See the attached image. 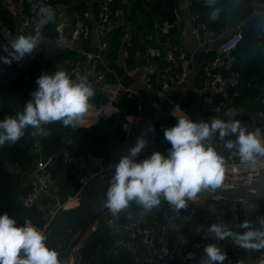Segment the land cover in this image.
Listing matches in <instances>:
<instances>
[{
	"label": "clouds",
	"instance_id": "clouds-1",
	"mask_svg": "<svg viewBox=\"0 0 264 264\" xmlns=\"http://www.w3.org/2000/svg\"><path fill=\"white\" fill-rule=\"evenodd\" d=\"M212 3L214 0H208L209 5ZM55 15L50 6L41 7L34 32L14 38L10 48H4L8 55L0 60L10 65L13 60L21 61L26 55H32L43 42L41 29L54 23ZM216 15L213 12L209 19L214 20ZM36 84L23 110L0 120V146L18 142L29 128L32 136L46 137L50 132L45 126L54 122L73 129L86 124L91 100L96 94L86 77L73 80L60 69L42 74ZM226 115L231 116L232 112ZM176 119L174 127L164 129V137L171 145L167 155L156 151L138 161L147 144L141 136L114 166L106 199L102 201L113 216H118L133 202L142 214H147L162 200L179 212L187 209L189 201H195L199 194H215L224 184L226 162L213 145L214 140L222 143L226 151L234 152L241 165L255 169L264 161V134L260 129L249 131L239 120L217 116L210 121H194L187 116ZM256 207L249 201L245 214L249 215ZM240 229L233 231L227 224L215 222L208 227L207 234L217 241L229 240L245 251L264 250V215L255 222L241 223ZM46 239L36 225L25 222L18 226L16 219L7 213L0 215V264H62L59 253L46 244ZM226 260L227 253L213 243L204 247L199 264H224Z\"/></svg>",
	"mask_w": 264,
	"mask_h": 264
},
{
	"label": "trees",
	"instance_id": "trees-1",
	"mask_svg": "<svg viewBox=\"0 0 264 264\" xmlns=\"http://www.w3.org/2000/svg\"><path fill=\"white\" fill-rule=\"evenodd\" d=\"M52 3H63L67 6L68 13L71 15L79 14L83 16L89 10L88 3L82 4V0H51ZM264 3V0H214L211 5L208 0H194L191 10L212 26L215 32H221L225 29L238 28L243 21L252 16L250 22L246 23L243 30L244 40L239 48L234 52L237 63L233 65L232 71L239 74L238 84L229 86L228 96L232 99L234 107H240L245 104L247 99H251L261 94L264 95V36L261 35V29L264 23L263 14H257L264 11V7L256 8L253 2ZM99 2L93 4L94 14L98 13ZM120 0H115L113 7H120ZM173 0H145V4L137 3L132 6L129 14L128 24H134L136 31L130 40L129 52L132 59L139 47L146 45H155L154 35L158 32L155 22L151 19L154 10L164 19L172 21L174 18ZM130 10V9H129ZM216 12L214 20L209 19V15ZM209 14V15H208ZM140 16L144 21H139ZM15 17L8 11L4 0H0V47L2 42L8 38L5 36L2 28L7 27L10 32L15 30ZM75 21V20H74ZM56 21L47 25L46 31L51 36L57 35L55 31ZM142 29V31H140ZM117 31L115 39L119 36ZM141 34V35H140ZM152 35V39H145ZM159 41L165 42V37L159 35ZM120 43V39L117 41ZM0 53H3L0 48ZM215 57V53L202 52L199 54V61L202 68L208 65L209 61ZM130 59V61H132ZM129 64H131L129 62ZM14 64H5L0 60V120L6 116H15L17 112L22 111L27 101L31 99V94L36 90V79L27 80L24 76L16 73ZM166 67V66H165ZM203 69V70H204ZM6 70H10L6 72ZM228 71L224 73L227 74ZM203 71L200 76L203 75ZM111 75V74H110ZM107 78L115 83V79L109 76ZM108 82V81H107ZM95 96L91 103L96 106L101 105L107 100V93L95 90ZM235 93H238L235 96ZM194 98H189L191 103ZM223 94L214 96V104L225 101ZM185 106V104H182ZM135 104L125 93L119 95L120 113L110 120L103 121L100 124L89 128L65 127L62 122H54L46 125L50 132L48 136H32L31 128L26 130L25 136L11 146H0V215L7 213L10 217L16 219L18 226L25 222H30L38 228H43L46 223L45 210L40 209L39 205L25 207L23 199L30 193L32 186L28 173L33 169L37 159V154L32 149L33 143L38 141L42 147L45 157L54 156L53 177L58 180L61 175H65V181L59 180V195L63 202L73 196L79 189L76 175L73 173V166L64 163L65 155L72 157L93 152L101 155L111 152L114 141H120V132L126 116L135 112ZM264 110V108H263ZM242 124L249 131L262 126L254 115H241L239 118ZM194 121L195 118L193 116ZM177 119L171 114H159L158 118L152 124V138L160 146L164 137V129L174 127ZM218 141V140H216ZM222 144V143H220ZM65 182V183H62ZM42 202L48 204L50 198L44 197ZM189 204H191L189 202ZM221 204V203H218ZM259 215H264V200L254 202ZM141 209L133 202L128 209L122 211L118 216L110 215L111 223H126L128 221V212L136 214ZM108 232V231H107ZM104 230H98L95 235L83 245L78 256L80 264H115L119 258L109 252L114 241L117 239L115 234L109 236ZM230 253V252H229ZM230 255V254H228ZM232 255V254H231Z\"/></svg>",
	"mask_w": 264,
	"mask_h": 264
},
{
	"label": "crops",
	"instance_id": "crops-1",
	"mask_svg": "<svg viewBox=\"0 0 264 264\" xmlns=\"http://www.w3.org/2000/svg\"><path fill=\"white\" fill-rule=\"evenodd\" d=\"M98 1L99 0H82V4H85V2L88 3L89 10L87 12L91 13V19L89 20L91 32L86 40L80 42V44L76 45L75 49L71 51H62L58 49L54 42L56 35L51 37L46 31L47 26L41 29L43 42L41 43L40 47L35 50L37 53V69L33 63L27 72L28 78L37 80V76L40 74H52L60 69H63L67 72L75 61L81 60L86 67H90L92 69L96 68L97 72H103L105 75H107L109 72V76L115 79V83H118L119 81L114 72L108 70L107 68L108 64H115L117 66L123 67L126 75L131 78L132 81L128 87L140 94L143 104V116L144 118L150 119L152 124L155 119L158 118L159 114L161 115L163 113L171 114L174 118L187 116L188 118L193 119L194 116L196 121H210L213 116H217L224 120H239L238 118L241 115H254L262 124L261 127L256 129H260L261 133L264 134V95L261 94L258 97V102L255 105L253 104L252 107H249L248 104L250 99L245 101L247 104H243L237 108L234 107V102L228 96V93L224 95L226 98L225 101H221L215 105L213 98L217 94L207 89L206 79L203 75L200 76V73L202 71L204 72L205 69L202 68V63L198 59L199 54L202 52L216 53L220 38L236 29L241 30V26H244L245 28L246 23L251 21L252 16L244 20L240 27L225 29L218 33L215 32V36H211L209 33L203 32V37L205 40L213 39V41L206 45L204 49L198 51L197 41L192 34L191 25V14L194 13L191 10V7L194 0H173L175 2L174 10L177 9L181 14V26L179 28L172 29L167 35L161 34L160 26L168 20L164 19L160 14H158L157 10H154L153 14H151V19L155 22V27L158 30V32L154 35L155 45H146L145 47L140 46L139 50L131 59L128 48L131 45L130 40L133 33L136 31V26L134 24H128L127 27H121L119 25V21H115L109 32L106 34L97 33L95 31V24L93 23L94 18L92 16L96 12H93L94 10L92 7L93 4ZM139 2L145 4V0H120V5L126 9L127 21L129 20V14L131 13L132 6H135ZM56 5L59 7V9L57 12H55V21L65 23L69 31L75 22L74 20H76V18L80 15H70L68 13L67 6L63 3H57ZM261 12L262 13H259V15L263 14L264 16V11ZM144 19V17L140 16L139 21H144ZM38 20L39 19H35L28 25L22 27H20L19 21L15 20L16 26L13 32H10V30L5 27H3L2 30L5 36L8 38L7 40L12 41L19 35L33 33L35 24L38 22ZM117 31H120V33L115 39ZM140 31H142V29H140ZM241 31L243 32V30ZM160 34L165 37V42L159 41ZM261 35L264 36V33L261 32ZM152 38L153 36L149 35L146 36L145 39ZM119 39L121 44L117 43ZM172 45H180L181 48L189 55V59L191 61L190 73L185 83L178 86H173L170 88V90L162 94L160 92V73L166 66L165 55L167 50ZM81 51H91L97 58L92 61H88ZM3 56L7 55L0 53V57ZM231 58L233 60V64L231 68L226 70L228 72L225 75L231 82H236L233 85L235 86L238 84L239 74L232 71L233 65L237 63L234 53ZM130 59L132 61H130ZM129 62L131 64H129ZM11 64H14V62ZM9 71L10 70H6V72ZM107 81L109 90H112V87L115 83H111L112 81H110L108 78ZM104 93L108 92L105 91ZM189 98H194V100L190 103ZM131 100L136 106L137 98L134 96L131 97ZM155 100H157V107L154 105ZM182 104H185V106ZM217 109L218 111H216ZM228 112H232V115H226ZM120 138V141H114V144L111 147V152L103 153L101 156H104L107 160H110L116 158L120 154H123L124 149L122 148L123 139L121 134ZM136 139L137 138H135L133 141V146L137 141ZM164 143L165 141H163L162 145L158 146L154 141L153 146L155 147L156 151H164ZM213 145L220 153H228L229 160H238L236 154L231 151H226L220 142L214 140ZM126 147H128L126 150L128 151L130 145ZM190 203L191 204H189L187 209L180 210L181 217L172 222L164 213L165 211L170 210V205L163 200L158 207L152 209L147 214H142L141 210L136 214L128 212V221L126 223H111L109 221V217L112 214L107 209L106 211H108V213H106V211L103 212L94 219L97 220L96 223L92 222L84 229L79 240L73 246V248H75V246L80 243H82V246L80 247L82 248L83 245L86 244L98 230H104L106 232L108 231L107 233L109 236H113L115 234L117 237L109 252L113 253L117 258H119L117 262L120 264H158L156 261L150 263H146L144 261V250L142 247L136 250H126L123 248L122 242L129 236V226L131 222L136 220L141 225H155L157 230L166 226V239L171 247H178L183 244H192L194 241L198 240L202 234L207 233L208 227H210V225L214 222L212 218L213 215L208 209L207 202ZM219 205L224 211L225 220L233 231H241V223L245 221L255 222L257 217L261 216L259 215L257 208L249 215H246L245 207L247 204L224 202ZM88 228H90V230H88ZM240 249L241 256L239 258L234 257L230 251L226 252L227 260L224 262V264H262V262H264V260L259 258L260 251H245L242 248ZM75 264H80L78 263V257L75 261ZM174 264H199V260L183 262L177 261Z\"/></svg>",
	"mask_w": 264,
	"mask_h": 264
},
{
	"label": "built area",
	"instance_id": "built-area-1",
	"mask_svg": "<svg viewBox=\"0 0 264 264\" xmlns=\"http://www.w3.org/2000/svg\"><path fill=\"white\" fill-rule=\"evenodd\" d=\"M4 4L8 11L18 18L23 26L28 25L31 21L39 19V10L43 6H50L54 12H57L59 7L52 3L51 0H4ZM114 0H100L99 10L97 14L92 15L94 18L95 31L99 34H106L110 31L113 23L119 21L121 27H127V12L125 7H113ZM254 6L256 8L264 7V3L255 1ZM262 13L259 11L257 14ZM91 19V13L85 12L83 16H78L73 23L72 27L68 31L67 25L63 22H56L55 31L57 33L54 39L55 45L62 51H71L75 49L76 45L86 40L91 32V26L89 20ZM181 14L175 9L174 19L172 21H166L160 26L161 34L167 35L174 28L181 26ZM192 34L197 41V50L200 51L206 47L212 40H205L204 33H209L211 36H215V31L212 26L205 21L201 15L197 13L191 14ZM264 33V23L261 29ZM244 40V36L241 30L236 29L225 36L221 37L216 49L215 57L209 61L205 71L203 73L206 79L207 89L215 94L226 95L228 93L229 86H233L236 82H231L225 75V71L231 68L233 60L231 56L239 48ZM10 40H5L1 44V50L3 54L8 55L4 51L5 47L10 48ZM88 61H92L97 57L93 52L81 51ZM166 67L160 73V92L163 94L170 90L173 86H178L185 83L189 77L191 61L189 55L180 45H172L166 52ZM37 59V53L30 56L26 55L21 61H15L16 73L19 76H24L27 80V72L32 66L34 60ZM73 80H78L81 77H86L92 84L95 90L102 92H108L106 102L99 106L92 103V108L86 116V124L82 127H91L102 123L103 121L110 120L114 116L120 113L119 109V95L121 93L127 94L129 97H136L135 112L126 116V119L121 128V137L123 139L122 148L124 153L118 155L116 158L107 160L104 156L95 154L93 152H87L75 157L65 155L64 163L71 164L73 166V173L76 175V179L79 185V189L73 196H69L65 202H59L56 209L48 210L46 217V223L43 228H39L42 232L46 230L47 223L55 216L56 211L66 202L72 201L77 198L82 188L95 176L103 173L114 172V166L119 162V159L128 154L126 151L128 145L133 146L135 138L144 136L147 140L146 147L137 157L138 161H142L145 158L150 157L151 154L156 152L153 146L154 140L152 138V131L149 129L152 126L150 119L143 116V104L140 94L136 91L128 88H123L121 84L115 83L112 90H109L107 84V78L105 73L97 72L96 68L92 69L86 67L81 60H77L67 71ZM37 76V79L41 76ZM121 92V93H120ZM238 93H235L237 96ZM157 107V100L154 102ZM144 122L143 128L139 133L138 129L140 124ZM136 139V140H137ZM164 151H159L164 155H167L168 149L171 147L168 141H165ZM32 149L37 154L36 162L33 169L28 173L30 179V185L32 189L30 193L23 199L25 207H31L33 205H39L40 209H46L45 204L42 202L44 197H48L56 202L58 200L57 193L58 188L55 187L53 177V165L54 156L45 157L42 151V147L38 141L33 143ZM264 171V161L255 168H249L239 163V160L230 159V163H226L225 179H232L235 176H255ZM208 209L213 215V222H223L229 224L225 220L224 211L220 205L216 202H207ZM214 209L215 211H213ZM167 218L172 222L181 217L180 211H175L170 207L169 211L164 212ZM129 236L122 242V246L126 250H136L140 247L143 248V258L146 263L156 261L158 264H174L177 261H197L203 256V249L208 244H217L225 252L230 251L234 257L239 258L241 256V249L233 245L229 240L217 241L215 238H209L207 233L194 241L192 244H183L178 247H171L167 242V228H156L155 225H141L138 221L133 220L129 226ZM231 229V228H230ZM82 246V243L78 244L69 252L68 264L72 261V256ZM259 258L264 260V250L259 252ZM115 264H120L116 262Z\"/></svg>",
	"mask_w": 264,
	"mask_h": 264
},
{
	"label": "water",
	"instance_id": "water-1",
	"mask_svg": "<svg viewBox=\"0 0 264 264\" xmlns=\"http://www.w3.org/2000/svg\"><path fill=\"white\" fill-rule=\"evenodd\" d=\"M244 30V26L240 27ZM37 69V59L34 60ZM108 70L114 72L123 88L131 83L123 67L115 64H108ZM121 93V92H120ZM144 122L140 124L139 133ZM224 155L225 162L230 163L228 153ZM112 173H103L93 177L79 192L76 199L66 202L55 213V216L47 223L43 232L47 239L46 244L59 253L62 264H68L69 252L79 240L84 229L90 225L96 217L107 210L102 201L106 199V192L109 186ZM257 189L256 194L255 190ZM264 200V171L255 176H235L232 179H225L221 189L215 194L201 193L195 202H216V203H239L248 204ZM82 248H79L72 256L70 264L75 261Z\"/></svg>",
	"mask_w": 264,
	"mask_h": 264
},
{
	"label": "rangeland",
	"instance_id": "rangeland-1",
	"mask_svg": "<svg viewBox=\"0 0 264 264\" xmlns=\"http://www.w3.org/2000/svg\"><path fill=\"white\" fill-rule=\"evenodd\" d=\"M17 20H18L19 23H20V27H22L23 24L21 23V21H20L18 18H16V21H17ZM5 28H7V27L5 26ZM258 97H259V96L250 99V101L248 102L249 107H252L253 104L255 105V104L258 102ZM245 104H247V102H245ZM82 128H86V127H82ZM63 178H65V175H61V177L58 178V180H57V179L54 180L55 187L58 188V193H57L58 200H57V202H56V201H55L56 198H54V200L50 198V202H49L48 204H45V207H46V209H45V211H46V212H45V213H46V214H45V218L47 217L48 210L56 209L57 206L59 205V202H63V199H62L61 196L59 195V191H60V189H59V185H57V183H58L59 180L65 181V179L63 180ZM65 182H66V181H65ZM65 182H62V183H65ZM42 210H44V209H42ZM106 213H108V211H106ZM96 221H97V220H94L93 223H96ZM88 230H90V228H88Z\"/></svg>",
	"mask_w": 264,
	"mask_h": 264
}]
</instances>
